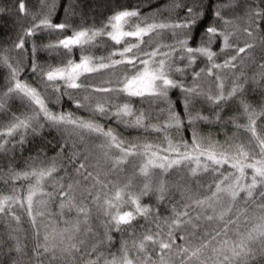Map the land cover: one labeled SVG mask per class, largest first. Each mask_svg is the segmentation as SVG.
Masks as SVG:
<instances>
[{
  "label": "snow or ice",
  "instance_id": "1",
  "mask_svg": "<svg viewBox=\"0 0 264 264\" xmlns=\"http://www.w3.org/2000/svg\"><path fill=\"white\" fill-rule=\"evenodd\" d=\"M152 2L108 0L105 19L85 26L73 19L77 0H0V17H12L16 26L9 46L0 47V152L31 150L48 129L60 134L54 156L37 145L23 170L9 166V194L0 192L6 225L0 264H264V98L253 106L247 78L237 73L258 48L264 51V0H171L142 13ZM61 13L65 18L53 22ZM165 33L171 43L160 42ZM42 34L57 38L38 44ZM105 38L111 47L93 54ZM38 52L58 63L39 62ZM257 67L264 78V63ZM230 101L239 115L225 118ZM14 103L22 111H11ZM200 124H231L236 131L221 143L201 135ZM121 128L140 135L129 139ZM182 129L188 139H173ZM150 136H162L163 144ZM129 165L132 175H122ZM165 176L178 179L169 184ZM54 200L61 215L77 213L67 227L45 223ZM93 209L104 218L102 236L92 231ZM17 210L29 225L31 248ZM113 233L121 236L115 252Z\"/></svg>",
  "mask_w": 264,
  "mask_h": 264
},
{
  "label": "trees",
  "instance_id": "2",
  "mask_svg": "<svg viewBox=\"0 0 264 264\" xmlns=\"http://www.w3.org/2000/svg\"><path fill=\"white\" fill-rule=\"evenodd\" d=\"M122 3L128 4L131 3L133 5L139 4V3H145L147 4L148 0H121ZM171 2V0H153L152 2V7H147L145 6L142 9V13H150L154 12L156 8H163L164 5H167ZM222 3H227L228 0H220ZM60 4H67V0H59ZM78 7L75 9L76 15L73 19L74 22L77 24H84L85 26L93 24L94 22L99 25V22L103 19H105V13H107V3L108 0H77ZM114 3V0H113ZM182 13L180 10H176L173 15H181ZM168 12H163V16H168ZM237 15H242V13H237ZM226 16L228 18H232L231 13H226ZM83 17V19H81ZM65 17L63 14L59 15H54L53 16V22H59L60 20H63ZM237 24L239 27L243 28L244 27V22L243 20H238ZM16 32V26L14 24V20L12 17H0V47H8L10 44V39L14 37ZM57 37L56 36H51L49 37L46 34H42V38L37 40V43H48L49 40H55ZM241 43L240 46H243V40L245 39L244 36L239 37ZM160 42L162 43H171L172 38L170 34H162L160 38ZM102 43L104 44V47L98 48L94 50L95 55H103L105 52V49L110 48L112 45V42L108 41L107 38H105ZM27 46V45H26ZM214 51L217 49L214 47ZM13 55H16L13 53ZM79 57V50H75L73 54L74 59H78ZM254 59L252 61H245L244 67L242 69L238 68L237 73L243 72V76L241 77V81L245 78H247V83H245L244 87L246 90V99L253 104V106L259 107L260 102L262 98H264V78L260 77V69L257 67L258 64L264 63V51H261L259 48L253 53ZM37 59L41 63H51L53 65L58 63V60L53 57H49L46 53L43 52H38L37 53ZM223 57L218 58L217 62H221ZM198 63H200L198 61ZM201 67H203V64H200ZM225 77L227 81H231L232 79V74L231 73H225ZM253 77H255V82H253ZM227 87V84H226ZM171 98L173 100L176 99V95H172ZM63 107L75 112L79 116H83L85 118H89L87 114L83 111H78L77 109L74 108L73 105L71 104H66ZM179 110V106H178ZM11 111L19 113L22 111L21 106L19 103H14L11 107ZM204 115H212V109L208 107H204L202 109ZM183 116V113H181ZM222 115L225 118L232 117L234 115H239V109L236 104L233 102H229L228 105L225 106L224 112ZM0 119H5L3 116H0ZM241 123L244 122L243 118L240 120ZM258 121V125H259ZM115 127V125H113ZM199 130L201 135L203 136H211L215 140L220 141L223 143L228 137H231L233 132L236 130L231 124L225 125L223 128L219 125H211V124H200L199 125ZM119 131L122 132V134L131 139L133 137H136L140 135L137 131L135 130H124V129H119ZM241 136L242 140H246L247 138L242 134L239 133ZM173 139H176L177 137L183 136L185 139H188V134L186 130H181L179 133H172ZM59 141H60V134L56 130L48 129L45 130L41 136L35 137L32 141V147L31 150H28L27 148L25 149H18L13 151L12 153L5 154L3 152H0V192L3 194H9L8 193V185L4 183V180L7 179V173L9 171V166H11L13 169L16 171H21L26 167V161L28 160L29 157H35L37 155V145L39 148H42L46 153L47 156L51 157L55 155L56 148L59 147ZM150 142L154 143H161L163 144V137L162 136H150L149 137ZM189 139V143H190ZM55 145L56 148H53L52 146ZM259 158V157H257ZM135 163H139V161H135ZM228 167V166H225ZM247 174L250 176L251 175V170H246ZM133 168L129 165L126 168V172L122 175H132ZM159 176L157 175L154 177V179H158ZM165 181L169 184L175 183L176 180L178 179L175 176H165L164 177ZM205 180H207V177L205 176L204 179L201 180V183H204ZM142 180L141 178L137 177L134 180V184L139 185L141 184ZM23 182L21 181H16L15 184L19 187ZM46 191H52V187L49 185L46 189ZM177 200L180 198L179 195L177 194L175 197ZM145 203H150L154 204V198L152 200H149L145 198L143 201ZM61 209L59 207V201L54 200L50 202L48 208L46 209V218H45V223L50 224L51 226L57 227V228H63L67 227L64 222L68 220H75L77 219V213L75 210H72L69 212L67 209L63 210V214L61 215ZM249 213H251L253 210L252 208H248ZM93 214L90 217V224L92 227V231L94 233H97L98 235L102 236L103 235V228L100 226V221L103 220V216H99L96 214L95 209L92 210ZM34 213H35V207H34ZM168 213H164V215H167ZM16 215L21 217L20 221V227L24 229V243L28 245L29 248H31V241H30V230H29V225L26 222V217L23 215L22 210H17ZM227 215H231V213H228ZM39 219V217H38ZM12 224V227H16V222H10ZM139 224H145L143 220L139 221ZM147 226V225H145ZM6 231V225L3 222H0V233H3ZM131 231V230H130ZM137 232L140 231L139 227L136 229ZM42 234H43V229H42ZM115 237V243L112 245L110 251L115 252L116 249L119 247V243L121 240V236L119 233H113ZM123 239L128 240L129 236L127 234L124 235ZM87 243H96L94 239L89 237L86 239ZM177 242L180 243L181 241L179 240V237H177ZM101 250H104L101 248ZM30 254V253H29ZM172 264H175V261L172 262Z\"/></svg>",
  "mask_w": 264,
  "mask_h": 264
}]
</instances>
